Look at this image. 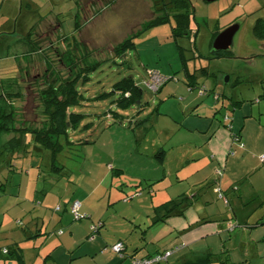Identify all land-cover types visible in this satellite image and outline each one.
Wrapping results in <instances>:
<instances>
[{"label":"rangeland","instance_id":"374dc122","mask_svg":"<svg viewBox=\"0 0 264 264\" xmlns=\"http://www.w3.org/2000/svg\"><path fill=\"white\" fill-rule=\"evenodd\" d=\"M33 1L36 2V0ZM72 1L73 3L69 0H52L53 4H50L49 0H46L45 4L43 0H37L38 8H41V10L39 9L41 15H45L44 13L51 9V5L55 6L56 11L63 10L59 16L63 20L61 31L68 35L73 33L76 27L77 7L74 0ZM151 1L152 3L145 0H123L116 2L110 8H106V6H102L103 3H98V0H95L94 5L91 0H87L85 4L88 6V11L85 15L88 20H83L82 14L80 15L81 28L77 32H80V29L82 31L80 38L76 37L79 41L74 47H69L64 41L55 52L49 35L47 40L44 37L36 45L38 46L40 42H43L41 44L45 48L41 55L34 52V55L27 56L30 57L27 59L18 54L16 60L19 72L16 78L13 77L17 74L18 69L17 63L12 59L13 57H9L12 59L10 61L0 62V94L2 92L19 93V98L12 95L8 97L7 101H0V112L12 113L10 124L13 127L29 129L35 127L48 128L49 126V115L46 112L43 97H41V91H44L48 85L45 82L49 80L57 85L65 82L70 75L68 74L69 69L72 67L75 71L81 69L77 60L84 54H87L86 63L96 64L94 68L85 70V72L82 70L84 74L89 73L90 79L81 76L75 86L79 95H76L77 102L69 108V117L70 113H75L78 123L69 119L73 124L71 123L67 133L60 136L62 149L56 155V162L63 166L64 170L46 177L47 166L45 163L43 165L45 172L42 173L44 176L40 179L39 188L41 189V198L44 200L40 208L46 209L44 211L46 220L43 226L46 230L40 234L41 240L43 239L40 247L44 251L46 245L51 243V240L46 241L49 236L53 238V241L60 239L62 232L70 234L69 227L73 224L83 223L85 224L84 231L89 232L86 224L87 221H90L89 217H84L78 221L73 216L68 215L66 223L64 224L63 221L60 223L58 219L60 213L54 211L60 201L55 202V196L52 194L47 195L45 199L43 190H61L63 194H59L68 197V199L73 194L79 196L85 193L87 195L103 176V167L111 165L112 169L105 168L108 170V174L105 177V183L99 189L108 190L106 194L101 193L100 195L104 205L107 206L109 190H125L128 186L133 185V194L135 193V195L133 199L121 198L122 203L113 204L112 212L116 209L122 214L114 213L115 216L110 219L112 225L108 226L109 230L105 226L100 229L103 236L95 241L100 243V253L97 251L95 255L80 256L85 247L79 246V250L71 254L70 243L68 248L69 262L67 260L65 264H103L105 262L117 264L119 262L117 258H123L122 262L120 261L121 264L126 260L128 263L134 264L135 258L140 256L139 253H146V249H155L158 241H153L151 237L156 233L162 234L164 228H160L161 225H155L154 228L157 230L153 232V225L151 224L154 209L147 195L151 196L153 190H158V193L162 190H171L175 195L174 197H177L176 195L185 189L186 182L189 187V180L184 179V172L191 164L185 165V160L180 161L179 158L181 153H184L189 147L187 140L185 144H182L185 140L183 135L177 132L176 136L172 137L171 143L175 146L169 150L167 147L169 157L163 164L158 163L152 152L165 139L166 134H163V130L173 127L174 120L170 116L171 114H167L165 111L178 113L179 102L182 101L179 98L186 96L182 91H186L190 95L191 91L206 92L207 89L214 88L216 94L220 96V106L222 105L220 115L226 120H231L236 114L235 123L237 126L240 123L243 127L247 121L245 128L248 131V138L251 134L256 141L259 140L260 145L255 146L254 150L247 148L246 151L251 154L249 160L232 161L227 172H232L234 177L238 178L247 171H252L250 175L252 179L248 177L240 186L245 189L248 187V190H257L255 189L256 181L261 178L260 169L264 168L261 161L264 154L262 149V147L264 148V136L257 133L255 126L258 124L264 126V46L263 42L254 36L252 27L259 17L264 19V0H215L211 2L192 0L194 13L190 20L191 33L187 36L174 34L172 23H175L176 27L177 22L173 17L172 22L148 27V23L154 14V12L151 13L150 5L155 10L153 7L154 0ZM1 2L2 0H0ZM19 3L20 0H5L3 6L1 5L0 28L10 26L15 18L13 11ZM24 3L26 4V0ZM70 7H72V11ZM233 23H239L240 28L227 53L230 56H216L212 51L216 33ZM94 29L95 33H92L91 31ZM34 31L30 36H33L36 41L39 36H34ZM12 34L1 33L0 44L3 42L7 45L11 44L8 51L12 54L19 53L15 51L18 46L12 44ZM130 35H135L133 47L127 49L123 55L114 54L113 49ZM52 37L56 39V34ZM57 37L61 38V34H57ZM81 37L88 40L92 45L88 44V41L85 44ZM29 49L33 51V44L30 45ZM3 51L2 46V48L0 47V54ZM49 60L52 65L47 67ZM83 61L80 60V65L83 64ZM86 63L84 61V64ZM153 68L162 71L168 77H174L167 83L165 82L164 88L159 91L152 89L147 83L150 79L148 70ZM132 76L141 93L137 95V100L131 104L120 105L118 98L123 96V90L117 88L114 91L116 84ZM227 76L230 77L228 81H226ZM1 78L4 79V82L1 81ZM10 78H12V83L7 84L5 81ZM45 78L47 79L43 80ZM203 83L206 84L205 90H201ZM165 91L169 92L168 96H166L167 92ZM231 122L233 123V121ZM145 131L146 137L144 139L142 135ZM17 136H20L17 131L4 132L0 136V144L3 139H7L3 145L6 144L7 148L10 147L12 150L13 145L17 144L14 139ZM28 136L31 135L25 137ZM234 140L240 146L242 144L244 146L242 140ZM28 144L34 145L33 138L29 140ZM146 147L152 149V153L146 152ZM0 150L2 149L0 148ZM21 152L22 147H14L12 155L14 154L15 157H12L11 165L9 157L12 155L9 149L0 152V205L5 202L10 203L18 197L16 190L20 189V181L24 177L26 178L28 173L34 172L40 163L38 162V158L41 157L39 153L33 155L30 152L26 154ZM203 159H208L211 165L217 162L216 160L212 161L208 155L198 160ZM121 163L126 169L124 172L120 169ZM258 163L261 166L259 165V170H256L257 168L253 167H256ZM233 164L236 171L232 167ZM196 169L194 171L197 173L198 170ZM213 171L215 177L219 178L223 177L226 169L225 166H218ZM262 172L264 175V169ZM7 173H10L9 182L4 187L1 182L5 178L2 179V177H5ZM205 185L206 183L203 186ZM218 185L219 182L215 184L213 181L211 187L226 210H231L230 204L219 196L220 192L224 195L227 194L226 190L217 187ZM234 187L238 188V185ZM24 188L26 185H23ZM3 190H9L8 193L10 194L4 195ZM41 198L36 202V206H41L39 203ZM98 199L99 196L97 195H93L90 199V202H94L95 208ZM255 201L257 199L249 200L246 204L249 207L244 210L235 208L240 217L245 216L246 219H252L249 220L247 235L250 230L257 232L264 226H254L260 212L258 208H254L253 202ZM251 203L252 205H250ZM16 206L20 205L15 204L9 209V215L12 218L11 225L15 224V226L19 224L18 220H20L18 211H13ZM29 208L27 207V210ZM100 210L103 211L104 209ZM248 213H250L249 216ZM197 215L199 216L198 212ZM172 216L180 217L183 214ZM183 217L186 220L185 215ZM240 229L242 228H238V230ZM169 230L166 228L164 233L168 234ZM90 232H92L91 226ZM232 236L228 237L225 244L234 261L242 262V264H260L259 262L262 261L264 264V253L258 257L252 256L253 251H250L251 247L248 246L247 260V257L238 250L240 237L238 235ZM116 239H122L125 242L126 250L124 252L128 256H124L113 249ZM85 241L87 240L85 239ZM225 244L222 243L223 246ZM59 251L63 253V250ZM44 257L47 258L45 254L41 258ZM218 257L215 256L218 264H223V260L221 261ZM47 263L52 264L53 262L49 260ZM59 263L62 264V260Z\"/></svg>","mask_w":264,"mask_h":264},{"label":"crops","instance_id":"0c3cea01","mask_svg":"<svg viewBox=\"0 0 264 264\" xmlns=\"http://www.w3.org/2000/svg\"><path fill=\"white\" fill-rule=\"evenodd\" d=\"M69 1L73 3L72 0ZM86 1L87 0H74V3H76L77 7L75 17L78 21L80 19L81 14L83 20H88L85 15L88 11V6L87 4H85ZM118 1L123 0H98V3H103L104 5L102 6L110 8L114 6ZM145 1H149L152 3L151 0ZM4 2L5 0H2V2L0 3V11L1 5L3 6ZM43 2L46 4V0H43ZM49 2L50 4H53L52 0H49ZM91 2L93 5L95 4V0H91ZM38 7L39 5L37 0L36 2H34L33 0H26V4L24 3V0H20V3L17 5V8L13 11V16H15V18L10 23V26L0 28V34L13 33V42H11L12 44L18 46L15 51H18L19 53L15 52L16 54H12L8 51L11 48V44L7 45L4 42L0 44V47L2 48L3 46L4 50L3 53L0 54V62H6L13 59L17 63V74L13 78H16L19 72L18 62L16 60L18 58V54L22 55L27 59L30 58L27 56L34 55V52L40 53L41 55L45 46L41 44L43 42H40L38 46L36 45L37 42H39L44 37L45 40H47V36L49 35V38H51L53 51L55 50V52H57V47L61 45L64 41H66L69 47H74L76 42L79 41L77 38H80L81 36L82 29H80V32H77V30L79 29H76V27L73 33H69V35L61 31L63 20H61L59 16L63 13L62 9L56 11L54 9L55 6L51 5V9L47 10L44 13L45 15H41V8ZM150 8L151 13H153L154 9L151 5ZM70 10L72 11V7H70ZM155 15L156 14L154 12L152 18ZM4 23L6 24L7 22ZM174 25L175 23H172V26ZM33 31L34 36H39L36 41L34 40L33 36H30L31 33L33 34ZM91 32L95 33V29ZM100 32L102 31L100 30ZM59 33L61 34V38L57 37V34L59 35ZM55 34L56 39L52 37ZM126 38H128V36ZM82 41L85 43L88 40L82 38ZM31 44H33L34 47L33 51H30L29 49ZM88 44L91 43L88 41ZM114 51L115 48L113 49V52ZM10 56L13 58L9 59ZM86 56L87 54H84V56H80V59L78 58L77 64L79 68L81 67V69L77 68L78 70L75 71L74 67H72L68 70V74H70L68 75V77L76 76V74H78L79 72L81 74L83 67L93 64L86 63ZM80 60H84L86 64H84L83 61V64L80 65ZM47 64V67H50V65H52L50 60ZM11 79L12 78L7 79L5 82L7 84H10L12 83ZM1 81L4 82V79L1 78ZM202 87L206 88V84L203 83ZM162 88L164 87L162 86L160 90ZM165 92H167L166 96H168L169 92ZM174 92H177V90H174ZM182 93L186 94V96L179 98L182 101L179 102L180 109H178V113L174 114L168 112L167 110L165 111L167 114H171L169 115L174 120L172 125L173 127H168L163 130V134H166L165 139H163L159 143V147L157 149H154L152 152L153 156L155 157V153L158 150H165V158L163 161H159L155 157L158 163L163 164L169 157L168 150L171 147L175 146L173 143H171V140L172 137L176 136L177 132L178 134L184 136L183 139L185 140L182 144H185L186 140L188 141L187 143H189V147L184 153H181V157L179 158L180 161L185 160V165L191 164L186 168L184 172V179L189 180V187L188 183L186 182L185 189L181 190L176 196L178 197L182 194H186L190 197L191 203L185 209V212L183 214V216L185 215L186 220H184L183 216H169L165 220L153 223V217L155 215L154 212L152 215V230L153 232H155L157 228L155 229L154 226L161 225L160 228H164L163 233H156L151 237L153 241H158L155 249H146V253L141 252L138 255H140L139 257L150 256L179 246V248L168 257L167 264H183L186 260L195 259L196 257L206 254H211L212 258L215 260L214 262H216L213 264H218V260L217 258H215V256H219L218 258H220L221 261L223 260V264H242V262L234 261L232 254L229 253L228 249L226 248L225 242L228 240V237H233L232 235H238L240 237L238 241V250H240L243 256L247 257L248 246L251 247L250 251H253L252 256L258 257L260 254L264 253V235L262 236V234H264V175L262 172L264 168L260 169L261 178H258V180L256 181L257 186H255V189L257 190H248V187L247 189L240 187L243 184L244 180L250 177L252 171H247L242 176L235 178L232 172H227V169L228 167H230V163L232 161H248L251 157V154H249L246 149H253L255 148V146L258 147L260 145L259 140L256 141L255 137H253L251 134L248 138V131L246 130L247 128H245L247 125V121H245V126L242 127L240 123L237 126L235 123V121L237 120L236 114L233 115V119H229L230 121L226 120L223 116L220 115V113H222V105L220 106V96L216 94L214 88L211 90L207 89L206 92L191 91L190 95L186 91H182ZM185 97L187 98L185 99ZM231 121H233V123ZM255 127L257 133H260L261 136H264V126L258 124ZM143 134L144 135H142V137L145 139L146 131L143 132ZM234 134L240 135V140L244 142V146L243 144L240 146L239 143L234 142ZM6 141L7 139H3L0 145H3V143H5ZM262 149L264 150L263 147ZM145 150L146 152L150 153L152 149L146 147ZM207 155L210 156L212 161L216 160V164L211 165L208 159L198 160L199 158H202ZM39 158L38 162L41 163L42 156ZM261 161L263 162L262 164H264V161ZM39 164L38 168L34 172H32L31 174L28 173V176L26 178L24 177L22 179L23 181H20V189L16 190L18 197L13 199V201L10 203L5 202L0 205V264H5L8 261L6 259V256L2 252L3 248L8 247L15 242H21L24 248V257L26 264H48L47 262L49 260L53 262L52 264H60L59 261L61 260L63 262L62 264H65V262L68 260V257L70 256V253L74 254L75 251H78L79 248L82 246L85 247V250L80 253V256H89L90 254L95 255L97 254V251L100 253V243L95 242L98 240V238H101L103 236L100 229L105 226L109 230L110 225H112L110 219L115 216L114 213H118L119 215L122 214L116 209L114 212H112V206L117 202L122 203L121 198L126 199V197H128L129 195H132L133 185L131 187L128 186L125 190H109L110 192L107 200V206H105L103 203V198L100 197V195L101 193L106 194L108 190L99 189L106 181L105 177L108 174V170H105V168L112 169L111 165H106L103 167V176L101 177L100 181L93 187L92 190L87 193V195L85 193H82V195L79 196L73 194L68 199V197H65L64 195L61 196L59 194H63L61 190H43L45 199L47 195L52 194L55 196V202L60 201V204H58L57 206L62 205L61 210H57V206L54 209L56 213H60L58 216L60 223H62L63 221L65 224L66 220L68 219V215L72 216L69 210L70 205L74 199H79L82 202V211L89 214L90 221H87L86 224L89 229V232L90 224H102L96 234L93 237L88 238L87 236L90 233L88 231H84L83 227L85 224H73L69 227L70 234L62 232L61 238L55 239L53 241V238L49 236V239L47 238L46 241L51 240V243L46 245V247L44 248V252L42 250V247H40V244L43 242V239L41 240L40 235L35 236L33 239L26 240L27 236H31V234L38 231L41 232L40 234H42V232H45L46 230L43 227L46 220V215L44 214V211H46V209L40 208L42 207L44 200L43 198H41V189L39 188L40 179H42L44 175L42 174L43 171L39 169ZM259 165L261 166V164L258 163V165L256 167L254 166L253 168H257L256 170H259ZM14 166L16 167L17 165ZM119 166L122 172L126 170L123 163H121V165ZM218 166H225L226 172L223 177H215L213 169ZM232 167L236 171V167L234 166V164L232 165ZM195 168H197L196 170H198L197 173L196 171H194ZM9 176L10 173H7L5 177H2V179L5 178L3 181L1 180L2 186L5 187L6 183L9 182ZM46 177H50V175H47ZM250 179L252 178L250 177ZM212 180L215 184L219 182V185L217 187H222V189L226 190L227 194H225V196L228 198V204H230L231 210H226L221 200L217 198L218 195L214 193L215 191L211 187L213 182ZM23 182V185H26V188L24 189L22 185ZM205 183L206 185L203 186ZM236 185H238V188L234 187ZM8 191L9 190H3V194H10L8 193ZM93 195L99 196V201L96 204V208L94 207V202H90V199H92ZM174 196L175 195H173L171 190H162L159 193L158 190H153L151 196H149V194L147 195V197H149L150 199V204L152 205L153 209H155L156 206H159L173 198H177ZM40 198L41 202L39 203H41V206H36L35 204ZM127 199L132 198L128 197ZM251 199H257V201L253 202V204L255 205L254 208H258L260 211L259 218L258 220H255L254 226L263 227H261V230L257 232H255L254 230H250L247 235L249 220L251 218L246 219L245 216L240 217L236 209H246L247 207H249L246 204ZM15 204L20 205L13 208V211H18V215L20 217V220H18L19 224L16 226L15 224L11 225L12 218L11 215H9L10 207H13V205ZM250 205H252V203ZM27 207H30L29 210H27ZM41 209H43V212H41ZM100 209L104 210L101 211ZM197 212L199 216L197 215ZM249 215L250 213H248V216ZM235 223H238V225L231 229L230 225ZM164 226L167 229H170L168 234L164 233L166 231V228ZM238 228L242 229L238 230ZM98 233L99 236H97ZM85 239L87 241H85ZM117 240L118 239H116V242L114 244L121 241L124 242L122 239H119L118 241ZM223 242L225 246L222 245ZM70 243L72 249L69 253L68 248L70 246ZM260 243H262L261 246H259ZM59 250H63V253ZM44 254L45 256H47V258H41ZM122 259L123 258H117V260L119 261L117 264H119ZM67 262H69V260ZM259 263L263 264L262 261ZM103 264L110 263L105 262ZM122 264L130 263H128V260H126V262Z\"/></svg>","mask_w":264,"mask_h":264},{"label":"trees","instance_id":"16d2710c","mask_svg":"<svg viewBox=\"0 0 264 264\" xmlns=\"http://www.w3.org/2000/svg\"><path fill=\"white\" fill-rule=\"evenodd\" d=\"M154 7H155L154 12L156 15L150 20V22L148 23V27H152V26H155L161 23L171 22V19L173 17L177 22L176 27L175 25L173 26L174 34L176 36H179V35L187 36L191 33L190 20H191L192 14L194 13V6L192 3V0H154ZM76 25H77L76 29H79L80 22L78 20H76ZM255 28L258 30L260 38L264 37V34H263L264 33V20L258 19L255 25ZM134 37L135 35H131L130 37L120 42V44H118L115 47V53H117L118 55L119 54L123 55L127 49H131L134 45V41H133ZM95 65H96L95 63L91 65H87L83 67V71L85 72V70L94 68ZM150 70H158V69L153 68ZM150 70H148V74ZM83 71L81 72V74L79 72L78 74H76V76L68 77L67 80H65V82L60 83L58 85L54 84V82H51L49 80L45 82L48 85L44 91H41L42 92L41 97H43L42 99L44 100V104L46 106V112L49 115L50 123H49L48 128H37V127L31 128V129L26 128V127L16 128L10 124L12 120V116H11L12 113L0 112V136L4 132L8 133L12 131H17L20 134V136H17L16 138H14L17 144L15 146L13 145L12 150L10 147L7 148L8 146L5 144V145H0V148L2 149L0 150V152L6 151L7 149H9L12 155V151L14 147H17V148L22 147L21 153H24V154L28 152L33 153V154L39 153L42 156V162L39 164V169L41 171H44L45 168H43V165L45 163L47 166V171L46 172L44 171L46 175L52 176L53 174L63 171L64 167L59 165L56 162V155L62 149L60 136L62 134L67 133L69 127L71 126L72 122L69 121V119H72L76 123H78V118H76L77 115L75 113H70V117H69V108L71 105L77 102L76 95L77 94L79 95V91L75 88V86L79 80V77L82 76L85 79H90L89 73L87 72L84 74ZM149 77H150V74H149ZM173 78H174L173 76L169 77L167 81ZM46 79L47 78H45V80ZM148 82H150V79L148 80ZM117 88L118 89L121 88L123 90V93H122L123 96L118 98L119 104L123 106L129 105L132 102L136 101L137 95L141 93L140 89L135 84V80L133 76L123 79L122 81H119L116 84L114 91L117 90ZM160 88L157 89L156 91H159ZM201 90H205V87H202ZM12 95L19 98L18 92H2L0 94V101H7L8 97ZM29 134L31 136L25 137ZM32 138L34 141V145L30 146L28 143H29V140ZM233 138L240 140V135L234 134ZM12 157H15L14 154L9 157L10 164L12 161ZM155 157L159 161H163L165 158V150L164 149L158 150L155 153ZM218 191L220 192V190ZM134 195L135 193L132 195H129L128 197L133 199ZM219 196L221 198H224L225 201L228 203V198L223 193L220 192ZM190 203H191L190 197L186 194H182L178 196L177 198H173L159 206H156L154 209L155 215L153 217V223H157L159 221L165 220L167 217L172 216V215L184 214L185 209L188 207ZM57 210H61V206L59 207V209L57 208ZM69 210L71 213V205H70ZM81 212L86 215L85 218L89 217V214L82 211V207H81ZM92 225H96V228L95 229L92 228V232H90L88 237H93V234L99 230L102 224H90V226ZM237 225L238 223L231 224L230 227L231 229H233ZM40 233L41 232L39 231L35 232L31 234V236H27L26 240L33 239L35 236L40 235ZM118 243H122L123 245V249L121 250L120 253L126 256L124 252L126 250L125 243L122 241ZM178 248L179 246L173 249H168L163 252L157 253V254H165L167 252H171L165 260H162L161 262H158L156 264H167L168 257ZM2 252L6 256V259L8 260L5 264H15V263L16 264H26L25 257H24V248L21 242L12 243L10 246L3 248ZM154 255L156 254L135 258V260L148 259V258L153 257ZM214 261L215 260L212 258L211 254H206V255L196 257L195 259L186 260L183 264H213Z\"/></svg>","mask_w":264,"mask_h":264},{"label":"built area","instance_id":"2783aa9c","mask_svg":"<svg viewBox=\"0 0 264 264\" xmlns=\"http://www.w3.org/2000/svg\"><path fill=\"white\" fill-rule=\"evenodd\" d=\"M149 74L150 82H148V85L154 90L159 89L169 78L158 70H150ZM226 118H228V116H226ZM262 160H264V155L262 156ZM59 207L60 206H57L58 209ZM81 207L82 202L78 199L74 200L71 204V213L76 220L86 217V215L81 212ZM91 227L95 229L96 225H92ZM113 249L117 252H121V250L123 249L122 243L114 245ZM170 253L171 252H167L165 254H156L148 259L135 260L134 264H156L158 262H161L162 260H165Z\"/></svg>","mask_w":264,"mask_h":264},{"label":"water","instance_id":"95a60500","mask_svg":"<svg viewBox=\"0 0 264 264\" xmlns=\"http://www.w3.org/2000/svg\"><path fill=\"white\" fill-rule=\"evenodd\" d=\"M208 2L215 1V0H206ZM240 28L239 23H233L226 27L225 29L221 30L217 36L215 37L213 44H212V51H226L229 50L233 45V39L235 34L238 32ZM264 46V42H263ZM229 76L226 77V81L229 80Z\"/></svg>","mask_w":264,"mask_h":264},{"label":"flooded vegetation","instance_id":"af4514ba","mask_svg":"<svg viewBox=\"0 0 264 264\" xmlns=\"http://www.w3.org/2000/svg\"><path fill=\"white\" fill-rule=\"evenodd\" d=\"M258 19H262V20H264L262 17H259ZM258 19H257V20H258ZM257 20L255 21V23H254V25H253V27H252V31H253V34H254V36H255L256 38H258L259 40H261L262 42H264V37H261V38H260L258 30L255 28V25H256ZM217 34H218V32L216 33V36H217ZM263 34H264V33H263ZM228 51H229V50H226V51H222V50H220V51H216V52H214V53H215L216 56H223V55H229V56H230V54H227Z\"/></svg>","mask_w":264,"mask_h":264}]
</instances>
